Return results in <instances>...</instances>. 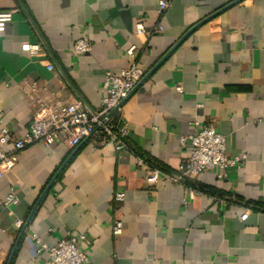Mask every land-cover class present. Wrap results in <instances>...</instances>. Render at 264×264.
Wrapping results in <instances>:
<instances>
[{"label": "crops", "instance_id": "obj_1", "mask_svg": "<svg viewBox=\"0 0 264 264\" xmlns=\"http://www.w3.org/2000/svg\"><path fill=\"white\" fill-rule=\"evenodd\" d=\"M234 1L170 0L158 14L157 0H0V10H14L0 31V111L15 133L27 131L38 98L97 112L104 72L126 68L134 45L150 73L121 105L136 153L175 172L188 155L179 136L211 123L228 155H246L223 177L210 170L150 186L127 151L29 145L0 177V199L10 188L18 198L0 208V264H50L33 236L53 246L67 233L86 236L87 264H264V0ZM83 36L91 50L76 55Z\"/></svg>", "mask_w": 264, "mask_h": 264}, {"label": "built area", "instance_id": "obj_2", "mask_svg": "<svg viewBox=\"0 0 264 264\" xmlns=\"http://www.w3.org/2000/svg\"><path fill=\"white\" fill-rule=\"evenodd\" d=\"M170 0H157V12L163 13L169 7ZM14 10H0V31L12 21ZM154 30L161 31L158 23ZM136 34L146 35L142 22L135 25ZM37 44L29 45V52L37 53ZM76 55L89 53L91 43L86 37H80L72 44ZM137 48L132 45L126 49L131 63L119 74L104 72L102 82L103 97L100 108L95 113H89L80 102L53 103L49 100H36L37 108L24 134L15 133L4 125L0 111V177L12 169L18 161V154L25 147L33 144L49 146L63 141L69 147H76L82 141H88L94 148H111L115 152L127 151L135 159L139 167H145V180L148 185H155L160 179L169 180L175 184H184L186 179L204 171L217 170V176H225L229 167L238 166L244 162V153L228 155L225 136L218 133L211 123L200 126L193 133L179 136L180 146L188 152L187 157L178 165L175 172L162 170L156 164L136 153L127 143V124L122 116V101L136 88L144 73L134 58ZM48 70L52 69L47 64ZM37 85L31 83V90L36 91ZM180 91V87H176ZM18 198L13 188L0 199V208L15 204ZM112 200L121 203L124 193L117 191ZM16 227L22 225L21 220L14 219ZM111 231L118 236L122 231L119 209L113 217ZM86 240L84 234L67 233L53 246L46 245L39 237L33 236L35 253H46L50 264H87L89 259L85 251L79 248V243Z\"/></svg>", "mask_w": 264, "mask_h": 264}, {"label": "water", "instance_id": "obj_3", "mask_svg": "<svg viewBox=\"0 0 264 264\" xmlns=\"http://www.w3.org/2000/svg\"><path fill=\"white\" fill-rule=\"evenodd\" d=\"M236 1H237V0H236ZM236 1H234V3H235ZM231 4H232V3H231ZM231 4H229V5H231ZM229 5H227V6H229ZM224 8H225V7H224ZM224 8H222V9H224ZM222 9H219L218 11L214 12L212 15H210V16H208V17L202 19V21H200V23L203 22V21H205V20H207V19L210 18L211 16L217 14V13L220 12ZM200 23H197V24H200ZM197 24H196L195 26H193L191 29H189V30L185 33V35H184L179 41H177V43H175V45H173V46L171 47V49L166 53V55L163 57V59H164V58H165V57H166V56H167V55H168V54H169V53H170V52H171V51H172V50H173V49H174L179 43H180V41H181V40H182V39H183V38H184L189 32H191V31L197 26ZM149 74H150V73H147L146 75L143 76V78L140 80V82L138 83V85L136 86V88H137V87H138V86H139V85H140V84H141V83L147 78V76H148ZM136 88H135V89H136ZM135 89H134V90H135ZM134 90H133V91H134ZM133 91H132V92H133ZM132 92H131V93H132ZM131 93H130V94H131ZM130 94H129V95H130ZM129 95H128V96H129ZM128 96H127V97H128ZM127 97H126V98H127ZM126 98H125V99H126ZM125 99L122 101V103L125 101ZM7 264H9V263H7Z\"/></svg>", "mask_w": 264, "mask_h": 264}, {"label": "trees", "instance_id": "obj_4", "mask_svg": "<svg viewBox=\"0 0 264 264\" xmlns=\"http://www.w3.org/2000/svg\"><path fill=\"white\" fill-rule=\"evenodd\" d=\"M261 211H263V212H264V206L261 208Z\"/></svg>", "mask_w": 264, "mask_h": 264}]
</instances>
